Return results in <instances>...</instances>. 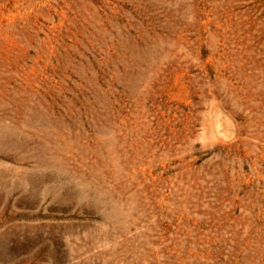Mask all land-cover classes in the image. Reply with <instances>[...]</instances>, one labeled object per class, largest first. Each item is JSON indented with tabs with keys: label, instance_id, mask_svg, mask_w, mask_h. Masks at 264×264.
Listing matches in <instances>:
<instances>
[{
	"label": "rangeland",
	"instance_id": "obj_1",
	"mask_svg": "<svg viewBox=\"0 0 264 264\" xmlns=\"http://www.w3.org/2000/svg\"><path fill=\"white\" fill-rule=\"evenodd\" d=\"M0 264H264V0H0Z\"/></svg>",
	"mask_w": 264,
	"mask_h": 264
}]
</instances>
